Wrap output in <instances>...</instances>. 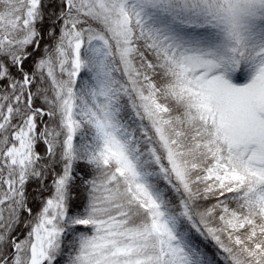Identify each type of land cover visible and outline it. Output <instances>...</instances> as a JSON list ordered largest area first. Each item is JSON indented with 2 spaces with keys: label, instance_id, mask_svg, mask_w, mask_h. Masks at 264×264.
<instances>
[{
  "label": "snow or ice",
  "instance_id": "obj_1",
  "mask_svg": "<svg viewBox=\"0 0 264 264\" xmlns=\"http://www.w3.org/2000/svg\"><path fill=\"white\" fill-rule=\"evenodd\" d=\"M0 264H264V0H0Z\"/></svg>",
  "mask_w": 264,
  "mask_h": 264
}]
</instances>
